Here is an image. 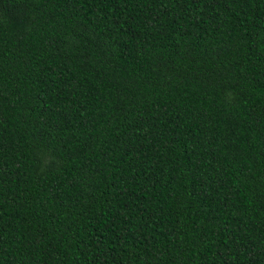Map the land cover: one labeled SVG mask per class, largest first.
Returning <instances> with one entry per match:
<instances>
[{
    "label": "trees",
    "instance_id": "trees-1",
    "mask_svg": "<svg viewBox=\"0 0 264 264\" xmlns=\"http://www.w3.org/2000/svg\"><path fill=\"white\" fill-rule=\"evenodd\" d=\"M0 264H264V0H0Z\"/></svg>",
    "mask_w": 264,
    "mask_h": 264
}]
</instances>
